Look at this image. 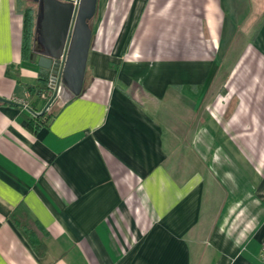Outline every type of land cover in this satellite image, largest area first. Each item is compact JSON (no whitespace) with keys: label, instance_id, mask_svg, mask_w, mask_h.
Here are the masks:
<instances>
[{"label":"crops","instance_id":"obj_1","mask_svg":"<svg viewBox=\"0 0 264 264\" xmlns=\"http://www.w3.org/2000/svg\"><path fill=\"white\" fill-rule=\"evenodd\" d=\"M23 24L0 0V264H264V0H98L36 131Z\"/></svg>","mask_w":264,"mask_h":264},{"label":"water","instance_id":"obj_2","mask_svg":"<svg viewBox=\"0 0 264 264\" xmlns=\"http://www.w3.org/2000/svg\"><path fill=\"white\" fill-rule=\"evenodd\" d=\"M32 1L37 4V22L30 58L57 75L60 58L66 57L58 74L61 86L40 113L44 114L56 98L68 102L83 92L93 36L90 21L98 0ZM0 101L11 102L2 97Z\"/></svg>","mask_w":264,"mask_h":264},{"label":"trees","instance_id":"obj_3","mask_svg":"<svg viewBox=\"0 0 264 264\" xmlns=\"http://www.w3.org/2000/svg\"><path fill=\"white\" fill-rule=\"evenodd\" d=\"M23 52L24 56L27 58L30 53L31 46L34 39V27L36 20V11L32 7H27L23 10ZM50 74L44 73L41 74L34 85H28L27 90L30 96H34L36 98H44L43 94L48 92V84H49ZM45 99V98H44ZM25 119L28 121V128L36 131L38 128L47 124V121L51 118V115L48 111L44 114H36L33 113L32 116L24 114Z\"/></svg>","mask_w":264,"mask_h":264},{"label":"built area","instance_id":"obj_4","mask_svg":"<svg viewBox=\"0 0 264 264\" xmlns=\"http://www.w3.org/2000/svg\"><path fill=\"white\" fill-rule=\"evenodd\" d=\"M65 60H66L65 55H62L61 58H60V67L58 69L59 73L61 71L62 65L65 63ZM59 73H57V75H50L49 84H48V87H49L48 92L43 94V97L45 99L52 97L54 92L58 88H60L61 83L60 84L58 83V78H59L58 74ZM261 256L264 259V242H263L262 248H261Z\"/></svg>","mask_w":264,"mask_h":264},{"label":"rangeland","instance_id":"obj_5","mask_svg":"<svg viewBox=\"0 0 264 264\" xmlns=\"http://www.w3.org/2000/svg\"><path fill=\"white\" fill-rule=\"evenodd\" d=\"M29 6L32 7L34 10L37 9V4L33 3L31 0H17V8L21 9L22 11ZM229 84H231V83H229ZM227 90L228 89H226L225 92L223 91V93L220 94L221 97L225 98L227 96V94H228ZM48 99L49 98H47V101H48Z\"/></svg>","mask_w":264,"mask_h":264},{"label":"flooded vegetation","instance_id":"obj_6","mask_svg":"<svg viewBox=\"0 0 264 264\" xmlns=\"http://www.w3.org/2000/svg\"><path fill=\"white\" fill-rule=\"evenodd\" d=\"M51 98H52V97H50V98L48 99V102L51 100ZM56 99H57V98H56ZM56 99H55V100H56ZM48 102H47V103H48Z\"/></svg>","mask_w":264,"mask_h":264}]
</instances>
